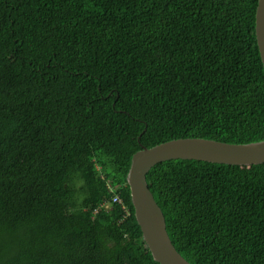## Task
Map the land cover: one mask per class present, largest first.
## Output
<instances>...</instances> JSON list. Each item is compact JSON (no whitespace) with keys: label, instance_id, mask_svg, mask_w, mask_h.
Here are the masks:
<instances>
[{"label":"trees","instance_id":"16d2710c","mask_svg":"<svg viewBox=\"0 0 264 264\" xmlns=\"http://www.w3.org/2000/svg\"><path fill=\"white\" fill-rule=\"evenodd\" d=\"M257 4L0 0V264H160L132 157L264 140ZM147 181L191 263L264 264V162L170 159Z\"/></svg>","mask_w":264,"mask_h":264},{"label":"water","instance_id":"95a60500","mask_svg":"<svg viewBox=\"0 0 264 264\" xmlns=\"http://www.w3.org/2000/svg\"><path fill=\"white\" fill-rule=\"evenodd\" d=\"M255 35L264 67V0H258ZM178 158L234 165L259 164L264 162V140L229 143L203 137H184L153 147H143L134 153L127 181L135 216L146 245L160 264H193L182 255L171 239L164 212L147 181V175L155 165Z\"/></svg>","mask_w":264,"mask_h":264},{"label":"rangeland","instance_id":"374dc122","mask_svg":"<svg viewBox=\"0 0 264 264\" xmlns=\"http://www.w3.org/2000/svg\"><path fill=\"white\" fill-rule=\"evenodd\" d=\"M204 138V137H203ZM197 160V159H195ZM202 161V160H200ZM163 162V161H162ZM208 162V161H207ZM213 163V162H212ZM219 164H224V163H219ZM230 165H234V164H230ZM241 166H248V165H241ZM130 169V168H129ZM129 172V171H128ZM128 175V174H127ZM128 182V181H127ZM130 187V186H129ZM154 194V193H153ZM130 195H131V190H130ZM114 200H117L115 197L113 198ZM132 199V197H131ZM156 199V198H155ZM121 202V199L119 200ZM158 202V201H157ZM133 203V202H132ZM108 206V205H107ZM134 206V205H133ZM161 207V206H160ZM134 214H135V207H134ZM136 217V216H135ZM137 220V219H136ZM138 222V221H137ZM139 224V223H138Z\"/></svg>","mask_w":264,"mask_h":264}]
</instances>
